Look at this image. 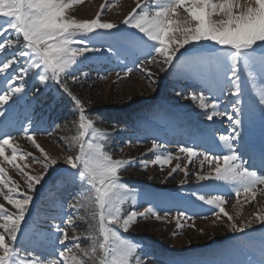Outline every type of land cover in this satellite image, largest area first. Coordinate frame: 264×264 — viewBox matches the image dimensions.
Returning a JSON list of instances; mask_svg holds the SVG:
<instances>
[{
  "label": "snow or ice",
  "instance_id": "obj_1",
  "mask_svg": "<svg viewBox=\"0 0 264 264\" xmlns=\"http://www.w3.org/2000/svg\"><path fill=\"white\" fill-rule=\"evenodd\" d=\"M81 2L0 0V117L7 119L9 109L6 106L14 96L24 93L30 77L43 85L51 81L74 102L78 110V121L74 122L77 130L73 136L65 138L70 152L66 164L73 170V180L80 182V193L76 202L68 207L77 211L85 209L86 215L78 219L88 223L86 233L77 231V218L72 215L67 216L64 226L55 225L57 241L63 246L55 254L56 260L19 245L18 235L34 199L32 193L37 186L47 183L46 177L55 170L58 161L36 143L35 132H30V120L29 127L23 128L22 132L43 154L44 161L37 160L31 153L21 152L16 137L0 131V163L14 167L26 181L22 191L20 184L0 167V197L6 202L0 203V264H147L140 255L141 246L122 233L128 232L138 218L151 216L158 221L168 220L170 213L165 211L161 216L151 204L143 211H125L124 206L129 202L135 205L136 197L122 182L120 171L134 161L113 158L106 150L111 133L96 126L86 114L83 101L67 83L68 79L73 83L79 79L75 68L89 59V53L103 50V45L98 46L96 40L102 34L111 35L120 25L142 34L139 43L145 59L140 62L141 68L145 64H158L164 66L161 71H166L175 66L174 61L179 56L189 51L187 46H203L208 52L206 59L211 69L207 89L211 95L193 92L190 99L204 111L208 121L226 117L231 125V135L218 137L216 152L181 145L175 154H156L155 159L142 161L143 165H170L173 159L180 161V154H185L188 163L182 166L178 162L168 172L169 176L180 170L188 177V165L198 162L199 169L193 173L197 182H215L214 189L223 186L229 198L234 194L237 202L243 196L246 203H253L258 195H264V166L257 170L254 164H249L235 143L240 138L238 129L243 123L241 68L264 112V0H135V7L120 24L101 19L104 10L110 6L107 3L101 5V10L92 19L81 20L68 15L67 10ZM107 51H113L111 46ZM131 72L128 68L123 75L128 76ZM82 75L86 77L87 73ZM116 75L121 76L119 72ZM216 91L221 96L233 98L230 111L221 110ZM163 147L153 140L149 151L156 153ZM9 150L10 155L7 154ZM18 158L21 161L31 158L34 163L41 164L43 171L37 175L25 172L24 168L30 166L25 163L22 167L17 163ZM205 164L208 171H203ZM185 182L180 181L181 184ZM191 196L212 207L216 220L221 219V214L227 217L234 232H244L254 222L264 226V209L237 224L225 210V193L196 190ZM194 219L187 211L178 210L171 216L177 229L188 221H192L194 227ZM81 237L89 241L87 246L81 245ZM259 264H264V259Z\"/></svg>",
  "mask_w": 264,
  "mask_h": 264
},
{
  "label": "rangeland",
  "instance_id": "obj_2",
  "mask_svg": "<svg viewBox=\"0 0 264 264\" xmlns=\"http://www.w3.org/2000/svg\"><path fill=\"white\" fill-rule=\"evenodd\" d=\"M106 3L110 6L104 10L101 19L117 24L135 7V0H82L67 10L68 15L81 20L92 19ZM141 35L124 25L112 30L111 35L102 34L96 43L103 45V50L89 53V59L75 68V75L79 77L75 83L67 80L71 91L83 101L86 114L97 127L111 133L106 150L113 158L134 161L120 171L122 182L136 197L135 205L129 202L124 206L125 211H143L151 204L161 216L165 211L170 213L168 220L158 221L151 216L138 218L130 230L122 234L141 246L140 255L147 264H259L264 259V226L254 222L244 232H234L227 217L221 214V219L216 220L213 208L195 200L191 193L196 190L225 193V210L237 224L264 209V195H258L253 203H246L243 196L237 202L234 194L229 198L223 186L214 189L215 182L196 181L193 173L199 169L198 162L188 165V177L180 170L169 176L168 172L178 162L182 166L188 163L185 154H180V161L173 159L170 165H143L142 161L153 160L156 154H175L181 145L216 152L218 137L232 133L226 117L208 121L204 111L190 99L193 92L211 95L207 90L211 76L207 50L203 46L189 45V51L184 56L178 54L175 66L166 71H161L164 66L158 64H145L141 68L140 62L145 59L139 43ZM109 46L113 49L111 53L107 51ZM128 68L132 72L124 76ZM117 72L121 74L120 78ZM239 75L243 91V123L238 129L240 138L235 143L243 158L259 170L264 166V112L242 68ZM215 95L221 101V110L230 111L233 98L221 96L219 91ZM6 107L9 111L7 119L0 117V131L15 136L21 152L31 153L37 160L44 161L43 154L22 132L23 128L29 127L30 120V132H35L36 143L58 161L55 170L46 177L47 183L37 186L32 193L34 199L18 235V243L23 249L56 260L55 254L63 246L57 241L55 225L64 226L67 216L72 215L77 218L78 232L86 233L88 229V223L78 219L86 215V210L68 207L76 202L80 193V182L73 180V170L66 164L70 152L65 140L76 133L74 122L78 121V110L58 85L51 81L43 85L32 77L28 79L24 93L14 96ZM131 117L137 121L135 124L142 123L145 134L131 131L128 123ZM153 140L164 146L156 153L149 151ZM7 154H11L10 150ZM17 163L22 167L28 164L30 167L24 171L32 175L43 171L41 164L34 163L31 158L25 161L18 158ZM0 167L20 184L22 191L26 188L25 177L14 167L7 163H0ZM208 170L205 164L203 171ZM182 180L186 182L181 184ZM0 203H6L2 197ZM6 206L14 211L10 205ZM178 210L195 217L194 227L193 222L188 221L181 229L176 228L171 216ZM80 243L87 246L89 241L81 237Z\"/></svg>",
  "mask_w": 264,
  "mask_h": 264
},
{
  "label": "trees",
  "instance_id": "obj_3",
  "mask_svg": "<svg viewBox=\"0 0 264 264\" xmlns=\"http://www.w3.org/2000/svg\"><path fill=\"white\" fill-rule=\"evenodd\" d=\"M133 119H134V117H131L130 122H128L129 124H131V125H129V126H131V127H130L131 130H137L138 128H136V126H135V122H137V121H135V120H133Z\"/></svg>",
  "mask_w": 264,
  "mask_h": 264
}]
</instances>
